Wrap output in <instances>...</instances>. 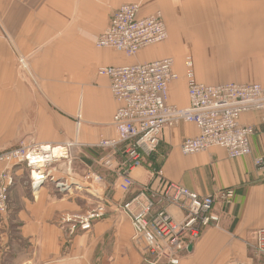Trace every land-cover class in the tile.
I'll use <instances>...</instances> for the list:
<instances>
[{
    "label": "crops",
    "instance_id": "crops-1",
    "mask_svg": "<svg viewBox=\"0 0 264 264\" xmlns=\"http://www.w3.org/2000/svg\"><path fill=\"white\" fill-rule=\"evenodd\" d=\"M211 1L186 3L180 10L172 4L176 29L177 18L188 28L191 48L186 47L246 44L243 51L237 48L242 60L234 62L240 61L239 68L241 63L255 60L257 51L264 50V39L254 40L258 35L252 32L251 21L247 25L239 21L238 26L208 23L211 16L224 13L246 14L253 21L252 15H264V0ZM126 2L129 0H0V149L25 141L67 150L69 158L51 170L55 179L72 182L68 191H60L51 179L34 189L30 169L10 167L15 182L10 189L9 212L0 215V264H171L134 242L131 221L117 207L142 185L153 183L159 169L168 180L201 195L234 190L229 204L218 202L215 207L219 223L204 228L190 241L179 264H261L254 248L264 231V170L257 167L255 159L264 156V123L257 113L242 118L255 126L252 152L247 156L230 158L220 147L183 154L182 141L197 136L199 129L194 123L181 122L164 128L157 151L131 171L135 184L129 192L118 186L121 152L112 168L101 162L107 150L96 145L116 135L113 116L118 105L109 78L99 75L98 69L155 61L172 54L157 47L128 58L114 49L96 46L97 36ZM205 14L210 16L207 24L197 22L198 16ZM248 32L252 41L241 36ZM226 34L228 37H219ZM21 57L29 63L28 71L18 65ZM191 81L226 83L190 79L186 89L181 81H174L169 85V103L188 106ZM6 168L0 163V172ZM88 172L99 174L103 181L86 180ZM77 183L82 188H77ZM101 198L109 203L106 216L95 221L90 230L71 233L72 223L64 222V215L85 213ZM170 210L177 219L183 218L177 209Z\"/></svg>",
    "mask_w": 264,
    "mask_h": 264
},
{
    "label": "built area",
    "instance_id": "built-area-1",
    "mask_svg": "<svg viewBox=\"0 0 264 264\" xmlns=\"http://www.w3.org/2000/svg\"><path fill=\"white\" fill-rule=\"evenodd\" d=\"M141 11L137 2L122 4L97 37V46L134 56L141 49L164 41L168 32L162 14L159 11L143 14ZM98 73L109 78L118 107L113 116L116 135L101 139L96 147L108 150L101 159L108 168L113 167L114 157L121 151L123 160L119 163L121 181L118 186L125 193L135 184L131 171L157 151L164 128L176 127L181 122L197 126L199 134L185 138L180 145L185 155L220 147L228 157L238 158L251 154V136L255 132V126L243 122V116L257 113L264 123V85L261 83L205 84L191 81L189 105L179 107L168 101L169 85L179 77L171 57L105 66ZM57 148L53 144L22 141L14 148L0 151V163L11 167L25 165L31 171L34 189L51 179L60 191H68L72 182L55 179L52 174V167L70 156L67 150L55 154ZM255 163L264 170V156L257 157ZM85 176L88 181H103L95 172H88ZM14 182L9 166L0 172V214L9 211L10 189ZM76 187L82 188V185L77 183ZM233 197L232 188L201 195L168 180L159 169L154 173L153 183L142 185L137 194L118 203L117 207L130 219L135 243L144 245L145 251L157 259L179 264L181 253L188 248L190 241L204 228L219 223L220 216L215 212L218 202L229 204ZM108 204L101 198L85 213L65 214L63 221L72 223L71 233H75L77 227L81 231L90 230L95 221L106 216ZM172 207L182 213V219L176 218L170 210ZM254 249L264 264V231H260Z\"/></svg>",
    "mask_w": 264,
    "mask_h": 264
},
{
    "label": "rangeland",
    "instance_id": "rangeland-1",
    "mask_svg": "<svg viewBox=\"0 0 264 264\" xmlns=\"http://www.w3.org/2000/svg\"><path fill=\"white\" fill-rule=\"evenodd\" d=\"M201 1H202V3L206 2V1L212 2L211 0H129V2H126V3H131V2L139 3L141 5V9H142L141 12L143 14H151V13L159 11L163 16V19H164V22H165V25L167 28L168 36L164 41L150 45V46H147V47L141 49L139 52H141L144 49L157 48V47L167 48L170 51H172V54L169 57H171L173 59L174 69L178 73V76H179L178 79L176 80V82L181 81L186 89H187L188 81L190 79H196V80L208 82V83H219V82H230V81L231 82H237V83H243V82H250V81L254 82L255 81V83H261L264 85V57L259 56V55H264L263 49H259L257 51V57L255 60H252L251 62H244L243 61L244 63H241L240 67L238 68L237 65L240 63V61L238 63H236L234 61H226V60H224L225 55L219 52L227 44L210 45L209 43L208 44L207 43H204V44L198 43V45H196V48L194 47L195 49H188L186 47L187 45H189L191 48L189 33L186 30L187 28L184 27V24L179 19L178 20L176 19L177 23H178V29H176V27L173 23L172 13H171V10L173 9L172 4H173V7H175L177 5L178 10H180V9H182V6H184L186 3H195V4L199 5V4H202ZM189 17H190V14H189ZM111 18H112V16L110 17V20H111ZM204 21L206 22L205 24H207V21L206 20H204ZM189 24H190V20H189ZM209 25L213 26L214 24H211V22H210ZM256 33L258 36H259V34L261 36L264 35L261 30L257 31ZM224 36L225 35H222V38L221 37L220 38L223 39ZM231 40L234 41L235 39L232 38ZM174 42H175V44H174ZM96 46H97V44H96ZM219 46H221V47H219ZM97 47L98 48H109V47H99V46H97ZM215 50L218 51V53H217L216 57L215 56L213 57V55H211V54ZM115 51H117V50H115ZM207 51H208V53H207ZM117 52H119V51H117ZM119 53L125 55L122 52H119ZM138 53H136L134 56L138 55ZM218 54H219V57H218ZM125 56H127V55H125ZM134 56H127V57L131 58ZM220 56H222L221 59H220ZM206 58L207 59L209 58L210 61H208ZM214 59H215V61H214ZM216 60L218 63L216 62ZM226 62H228V65ZM18 65L22 69H24L25 71H28L29 63L27 62V60L24 57H21L19 59ZM223 68H228V69L226 70ZM99 69H98V71H99ZM189 69H192L191 74H189ZM222 71H226V72H222ZM218 75H227V76L219 77ZM168 101H169V97H168ZM21 142L22 141H20L17 145H19ZM11 148H14V147L2 148V149H0V151H5V150L11 149ZM97 148H98V146H97ZM120 152L121 151H119L117 153V155ZM107 153H108V150H107ZM146 160H147V157H146ZM3 164H5V163H3ZM5 165H7V167L8 166L11 167V165H8V164H5ZM20 165H23V164H20ZM107 206L109 207V204ZM9 207H10V195H9ZM0 215H3V214H0ZM78 229H80V228L77 227V230ZM137 245L143 246V248H144V245H140V244H137Z\"/></svg>",
    "mask_w": 264,
    "mask_h": 264
},
{
    "label": "bare ground",
    "instance_id": "bare-ground-1",
    "mask_svg": "<svg viewBox=\"0 0 264 264\" xmlns=\"http://www.w3.org/2000/svg\"><path fill=\"white\" fill-rule=\"evenodd\" d=\"M207 2V1H206ZM201 3H202V1H201ZM204 3V2H203ZM207 4H209V3H207ZM189 16V15H188ZM199 18L197 19L198 21L197 22H203L204 20H206L207 21V19L210 17V16H208L207 14H205V15H199L198 16ZM212 17V19H214V20H210V22H211V24H214V25H217V26H223V25H231V26H234V25H236L237 24V26L238 25H240V23H239V21L240 22H242V23H244L245 25H247V24H249L250 23V21H251V23H250V25L252 26V27H254V30L252 29V32H257V31H262V33L264 34V15H252V17H253V21H252V18L251 19H249V17H248V15H246V14H233V13H229V14H220V15H214V16H211ZM255 18H257L258 20H256ZM177 20H178V18H177ZM176 20V21H177ZM188 21H189V18H188ZM235 22V23H234ZM183 24H184V26H185V23L184 22H182ZM209 24V23H208ZM236 26V27H237ZM186 28V27H185ZM188 29V28H187ZM248 34H249V32L248 33H246V34H242L241 36H244L245 37V39L246 40H251L252 41V38H248V37H250V36H248ZM232 35V34H231ZM235 35V34H234ZM226 37H228V35L226 34L225 35ZM219 37H221L222 38V36H219ZM257 37V36H256ZM233 39H235L234 41H239L240 40V38H238V37H232ZM198 39V38H197ZM264 39V35H260L259 34V36L257 37V39L256 38H254V40H256L257 42L258 41H261V40H263ZM253 40V41H254ZM181 43V42H180ZM189 43V42H188ZM255 43V42H254ZM201 45V44H200ZM239 44H236V45H233V44H227V45H225L224 47H223V49L221 50V51H219L220 53H222V54H224L225 56H224V60H226V61H237V60H242V58H243V55H242V51H243V49L244 48H247L246 47V44H242V46L240 45V46H238ZM249 45V44H248ZM249 46H251V45H249ZM213 47V46H212ZM219 47H221V46H219ZM206 48V47H205ZM211 48V47H210ZM237 48L239 49V50H242L241 52L240 51H238L237 52ZM215 49V48H214ZM207 50V49H206ZM217 50V49H216ZM213 51L212 52V54L211 55H213V57L215 56L216 57V55H217V53H218V51ZM209 51V50H208ZM208 51H207V53H208ZM241 53V54H240ZM221 54V55H222ZM210 57V56H209ZM218 57H219V54H218ZM217 57V58H218ZM221 57L222 56H220V59H221ZM216 58V59H217ZM209 59V58H208ZM212 60V59H211ZM219 60V59H218ZM209 61H210V59H209ZM214 61H215V59H214ZM216 62H217V60H216ZM213 63V62H212ZM218 63V62H217ZM227 63V65H228V62H226ZM237 63V62H236ZM218 69V68H217ZM223 69H228V68H223ZM231 69V68H230ZM219 70V69H218ZM63 149L62 148H57V149H55V154H57V155H60V154H62L63 153ZM35 175H36V173H34Z\"/></svg>",
    "mask_w": 264,
    "mask_h": 264
},
{
    "label": "trees",
    "instance_id": "trees-1",
    "mask_svg": "<svg viewBox=\"0 0 264 264\" xmlns=\"http://www.w3.org/2000/svg\"><path fill=\"white\" fill-rule=\"evenodd\" d=\"M152 155H150V157H151Z\"/></svg>",
    "mask_w": 264,
    "mask_h": 264
}]
</instances>
